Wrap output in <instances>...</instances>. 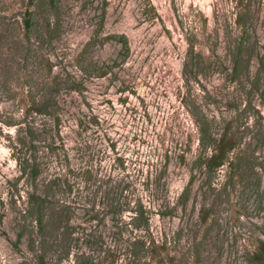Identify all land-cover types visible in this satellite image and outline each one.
<instances>
[{
	"label": "rangeland",
	"instance_id": "obj_1",
	"mask_svg": "<svg viewBox=\"0 0 264 264\" xmlns=\"http://www.w3.org/2000/svg\"><path fill=\"white\" fill-rule=\"evenodd\" d=\"M202 129L238 143L217 172ZM0 214V264H251L264 0H0Z\"/></svg>",
	"mask_w": 264,
	"mask_h": 264
},
{
	"label": "trees",
	"instance_id": "obj_2",
	"mask_svg": "<svg viewBox=\"0 0 264 264\" xmlns=\"http://www.w3.org/2000/svg\"><path fill=\"white\" fill-rule=\"evenodd\" d=\"M29 15L31 14L28 13L27 16ZM241 20H242V16L237 20L238 26L242 25ZM25 24L28 29L31 28L32 26L30 20L28 19L25 20ZM124 46L128 47L125 38H124ZM241 55L242 54L240 52L239 54L240 58ZM238 65H239V60H236L234 63V71L236 72V74L239 71ZM48 101L49 100H45L43 103L39 104L40 107L37 110L39 114H42V112L46 111L47 108L46 102ZM30 131L29 133L31 134ZM201 131H202L201 132L202 135L200 138V145L204 147L206 140L208 138V140H210V142H212L214 146L212 156L210 158L204 159L205 160L204 165L209 172H217L220 168L224 167L230 161L229 156L231 155V153H233L238 143L235 141L231 142L227 134H224L222 138L217 142L216 139L211 138V132L209 129H202ZM26 134L28 135V129L26 130ZM184 160H185V154H182L181 161ZM230 165L232 164L230 163ZM32 175L33 177H36L38 175L37 166H35L32 169ZM182 198L183 200L187 201L186 193H184ZM29 203L30 205H32V207L34 206L33 198H30ZM121 206L122 205L119 202L118 207L120 208ZM36 209L39 210V207H37ZM131 211H132L131 213H133V217L130 219V223H127V226L129 225L132 231L136 233L135 240L134 242L131 243L132 246L131 251L135 255H139L143 253L146 254L147 253L146 252L147 250L145 249L146 242H144L146 238H144L143 236H150V237L152 236V233L150 232L151 222H150L149 212L141 204H139V206L136 209L133 208ZM2 222H3V215L0 214V225L2 224ZM39 222L41 223V219H39ZM137 232L139 234H137ZM247 256H248V261L251 264H264V243L260 241L256 246L255 250L253 251V253L247 254ZM83 264H93V263L91 261L85 260Z\"/></svg>",
	"mask_w": 264,
	"mask_h": 264
}]
</instances>
